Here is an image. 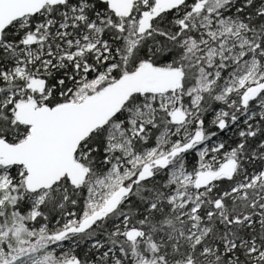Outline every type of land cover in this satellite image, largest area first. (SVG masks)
Listing matches in <instances>:
<instances>
[{"label": "snow or ice", "instance_id": "snow-or-ice-1", "mask_svg": "<svg viewBox=\"0 0 264 264\" xmlns=\"http://www.w3.org/2000/svg\"><path fill=\"white\" fill-rule=\"evenodd\" d=\"M0 264H264V0H0Z\"/></svg>", "mask_w": 264, "mask_h": 264}]
</instances>
